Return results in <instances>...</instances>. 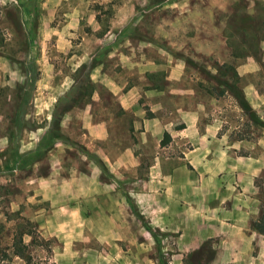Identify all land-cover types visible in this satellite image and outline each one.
<instances>
[{
	"label": "rangeland",
	"instance_id": "374dc122",
	"mask_svg": "<svg viewBox=\"0 0 264 264\" xmlns=\"http://www.w3.org/2000/svg\"><path fill=\"white\" fill-rule=\"evenodd\" d=\"M188 111L198 126L250 144L237 150L258 170L255 219L264 199V0H0V264H32L13 252L19 239L47 264H215L213 240L182 250L132 194L146 191L138 186L150 156L183 155L167 144L188 139L176 136ZM140 141L135 174L121 178L122 165L104 163L103 151L113 158Z\"/></svg>",
	"mask_w": 264,
	"mask_h": 264
},
{
	"label": "crops",
	"instance_id": "0c3cea01",
	"mask_svg": "<svg viewBox=\"0 0 264 264\" xmlns=\"http://www.w3.org/2000/svg\"><path fill=\"white\" fill-rule=\"evenodd\" d=\"M120 98L126 106L125 97ZM188 113L191 120L181 117L186 126L176 132V136L188 139L167 144L177 143L183 155L149 157L150 177L138 186L146 191L132 192L139 212L160 229L175 232L182 250H196L204 241L213 240L215 264H264V235L251 225L257 210L250 207V195L257 197L258 192L250 175L252 179L258 170L250 168V155L237 150L250 144L238 138L229 140L218 125L211 130L210 126L200 127L196 124L198 114ZM142 142L124 146L113 158L100 150L102 145L99 151H103L105 164L122 165L120 177L127 178L137 171L141 157L133 147ZM127 167L130 171H125ZM134 178L139 180L137 175ZM253 246L258 248L259 257L252 253Z\"/></svg>",
	"mask_w": 264,
	"mask_h": 264
},
{
	"label": "trees",
	"instance_id": "16d2710c",
	"mask_svg": "<svg viewBox=\"0 0 264 264\" xmlns=\"http://www.w3.org/2000/svg\"><path fill=\"white\" fill-rule=\"evenodd\" d=\"M28 67L31 68V72L32 74L34 73V70H35V65L33 64V61L28 59V61L25 62L24 64V70L27 69ZM34 79V77H33ZM227 86L230 88V92L233 94V96L236 98V100L238 101V103L240 104L241 108L243 110L246 111V113L248 114V116L253 119V120H256L257 117L255 115V112L254 110L252 109V107L248 104V102L246 101V99L244 98V96L242 95V93L240 92L239 89L235 88V87H230V84L226 83ZM258 120V119H257ZM260 122V121H259ZM58 121H55L54 123V128L55 130H58ZM170 140V135L167 131H164L163 132V137L161 139V143L162 144H165L167 143L168 141ZM252 228L264 235V199L262 200V204H261V207H260V210H259V213L257 215V217L255 219H253L252 223ZM20 238V237H19ZM13 252L16 254V255H19L21 257H24L26 261L32 263V264H47L45 261H41V260H37V261H33L31 259V255L29 253H27L25 251V247L26 245L24 243H22V241L19 239L18 242H13ZM2 260V259H0ZM221 264H230V263H221Z\"/></svg>",
	"mask_w": 264,
	"mask_h": 264
}]
</instances>
